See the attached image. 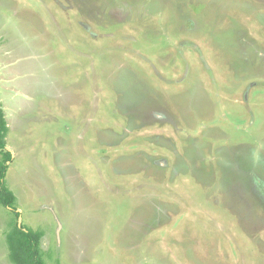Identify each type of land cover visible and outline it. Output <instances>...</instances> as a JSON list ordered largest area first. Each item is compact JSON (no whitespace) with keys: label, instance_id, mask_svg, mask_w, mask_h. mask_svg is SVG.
Listing matches in <instances>:
<instances>
[{"label":"rangeland","instance_id":"374dc122","mask_svg":"<svg viewBox=\"0 0 264 264\" xmlns=\"http://www.w3.org/2000/svg\"><path fill=\"white\" fill-rule=\"evenodd\" d=\"M0 106V264H264V0H0Z\"/></svg>","mask_w":264,"mask_h":264},{"label":"trees","instance_id":"16d2710c","mask_svg":"<svg viewBox=\"0 0 264 264\" xmlns=\"http://www.w3.org/2000/svg\"><path fill=\"white\" fill-rule=\"evenodd\" d=\"M8 121L2 106H0V204L12 207L17 216L20 212L15 206L17 196L6 184L5 177L12 153L8 149L7 133ZM43 230L26 229L24 225L17 224L7 233L9 257L14 264H46L41 250Z\"/></svg>","mask_w":264,"mask_h":264},{"label":"crops","instance_id":"0c3cea01","mask_svg":"<svg viewBox=\"0 0 264 264\" xmlns=\"http://www.w3.org/2000/svg\"><path fill=\"white\" fill-rule=\"evenodd\" d=\"M6 80H8V79H6Z\"/></svg>","mask_w":264,"mask_h":264}]
</instances>
